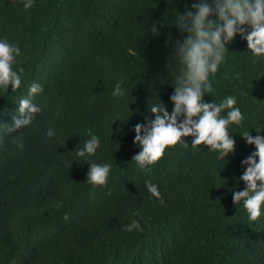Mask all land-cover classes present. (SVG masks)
I'll return each instance as SVG.
<instances>
[{
  "label": "trees",
  "instance_id": "1",
  "mask_svg": "<svg viewBox=\"0 0 264 264\" xmlns=\"http://www.w3.org/2000/svg\"><path fill=\"white\" fill-rule=\"evenodd\" d=\"M193 2L0 0V38L19 46L13 68L23 69L18 89L0 88V124L33 83L43 88L31 98L41 113L12 134L23 149L5 135L0 150V264H264V213L251 220L233 202L245 187L241 161L256 150L241 135L264 136V57L238 34L204 96H236L234 152L221 159L189 136L146 169L132 160L135 125L154 118V103L172 111L182 68L173 49L186 35L172 21ZM92 135L97 152L77 157ZM89 162L111 165L106 184L87 182ZM134 220L140 229L127 231Z\"/></svg>",
  "mask_w": 264,
  "mask_h": 264
},
{
  "label": "clouds",
  "instance_id": "2",
  "mask_svg": "<svg viewBox=\"0 0 264 264\" xmlns=\"http://www.w3.org/2000/svg\"><path fill=\"white\" fill-rule=\"evenodd\" d=\"M35 0H25L24 8H31ZM181 33L182 41H176L173 56L182 65L173 93L169 100L173 104L169 112L163 101L154 103L149 111L154 118H146L145 123L135 125L134 143L140 150L132 157L140 169H146L158 161L168 146L181 144L188 146L184 137L191 136L192 147L208 146L218 152L219 158L234 152L235 140L230 135L229 126L239 125L244 119L237 106V98L228 95L219 103L205 102L210 93V77L225 60L227 45L238 34L247 42L253 56L264 57V0H194L183 13L178 12L172 21ZM154 32L157 31L153 26ZM20 54L18 45L0 38V88L15 91L21 86L23 69L16 70L13 64ZM43 91L38 83H33L25 98L20 99L11 123L0 124V150L6 148L7 135L17 149L22 150L23 141L12 134L33 123L42 108L31 99ZM124 89L117 83L114 96H123ZM225 113V114H222ZM46 135L51 138L54 130L49 128ZM246 142L255 146L249 156L241 161L246 165L239 177L245 184L243 190L233 192V202H242L249 219L256 220L264 213V136H252L249 131L243 135ZM100 147V139L92 135L82 148L75 150L79 158L94 155ZM87 182L92 185L107 183L111 165L89 162ZM148 192L163 203L159 186L145 182ZM139 230L138 221L126 226L127 231Z\"/></svg>",
  "mask_w": 264,
  "mask_h": 264
}]
</instances>
